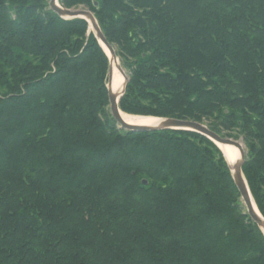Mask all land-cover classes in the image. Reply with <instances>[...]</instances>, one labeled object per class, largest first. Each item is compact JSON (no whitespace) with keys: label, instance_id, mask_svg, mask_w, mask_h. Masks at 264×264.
<instances>
[{"label":"trees","instance_id":"obj_1","mask_svg":"<svg viewBox=\"0 0 264 264\" xmlns=\"http://www.w3.org/2000/svg\"><path fill=\"white\" fill-rule=\"evenodd\" d=\"M58 4L89 10L115 49L122 114L242 141L264 218V0ZM108 69L84 20L0 0V264H264L220 150L192 132L118 129Z\"/></svg>","mask_w":264,"mask_h":264},{"label":"water","instance_id":"obj_2","mask_svg":"<svg viewBox=\"0 0 264 264\" xmlns=\"http://www.w3.org/2000/svg\"><path fill=\"white\" fill-rule=\"evenodd\" d=\"M49 9L57 15L58 18L62 20H73L81 19L87 22L89 30L94 34L95 39L99 42L103 50L105 51L109 60V69L107 75V97L109 103V114L111 118L116 122L118 129L123 130L128 133H151V132H161V131H182V132H192L199 134L209 141H211L222 153L224 154L219 146H229L236 148L239 151L240 157L235 163L229 165L227 163L232 182L240 196V201L245 209V214L249 219L257 226V228L264 235V218L261 216L259 211H255L252 205V197L250 195L248 186L242 174V168L245 163V152L241 147V140L235 141L232 139L224 138L216 133L210 131L205 125L192 122V121H182L169 118H160L159 124L155 127L149 126H130L123 122L120 117V109L118 107L120 98L124 94L125 87L129 81L128 76L124 73V70L120 67L118 59L116 57L114 48L106 41L103 33L101 32L98 23L94 15L86 9H64L58 4V0H49ZM112 62L117 63V70L120 72L124 79L123 89L119 95L112 92L111 86V76H112ZM225 158V157H224ZM226 160V159H225ZM143 186L147 185L146 181L142 182Z\"/></svg>","mask_w":264,"mask_h":264},{"label":"bare ground","instance_id":"obj_3","mask_svg":"<svg viewBox=\"0 0 264 264\" xmlns=\"http://www.w3.org/2000/svg\"><path fill=\"white\" fill-rule=\"evenodd\" d=\"M106 51V50H105ZM107 53V52H106ZM112 76H111V86L110 89L112 92L116 93L119 95L123 89V84H124V79L120 72L117 70V63L112 62ZM120 117L122 118L123 122L130 126H149V127H155L159 124V120L155 118H130L122 113H120ZM241 147L242 144H241ZM219 148L222 150L224 157L226 159V162L231 165L235 163L237 160H239L240 154L239 151L236 148L229 147V146H219ZM243 149V148H242ZM252 201V205L254 210L257 212V208Z\"/></svg>","mask_w":264,"mask_h":264},{"label":"rangeland","instance_id":"obj_4","mask_svg":"<svg viewBox=\"0 0 264 264\" xmlns=\"http://www.w3.org/2000/svg\"><path fill=\"white\" fill-rule=\"evenodd\" d=\"M48 2H49V0H48ZM79 9H84V8H79ZM87 10V9H86ZM114 51H115V49H114ZM115 54H116V52H115ZM117 57V56H116ZM117 59H118V57H117ZM118 62H119V65H120V67L122 68V66H121V63H120V60L118 59ZM123 69V68H122ZM124 70V69H123ZM124 73L127 75V72L124 70ZM128 76V75H127ZM121 113V112H120ZM123 115H125V113L123 114ZM125 116H127V117H130V118H155V117H151V116H137V115H128V114H126ZM155 119H160V118H155ZM241 143H242V141H241ZM242 145H243V143H242ZM242 148H244V152H245V147H244V145H243V147ZM223 156V155H222ZM224 158V157H223ZM245 158H246V152H245ZM224 160H225V158H224ZM225 162H226V160H225ZM226 164H227V162H226ZM253 200V199H252ZM254 202V201H253ZM255 204V203H254ZM256 206V205H255ZM257 208V207H256Z\"/></svg>","mask_w":264,"mask_h":264}]
</instances>
